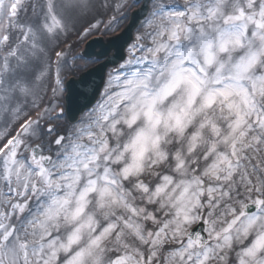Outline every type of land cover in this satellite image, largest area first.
I'll return each mask as SVG.
<instances>
[{"label":"snow or ice","instance_id":"1","mask_svg":"<svg viewBox=\"0 0 264 264\" xmlns=\"http://www.w3.org/2000/svg\"><path fill=\"white\" fill-rule=\"evenodd\" d=\"M129 7L0 0V264H264V0H150L69 88Z\"/></svg>","mask_w":264,"mask_h":264},{"label":"water","instance_id":"2","mask_svg":"<svg viewBox=\"0 0 264 264\" xmlns=\"http://www.w3.org/2000/svg\"><path fill=\"white\" fill-rule=\"evenodd\" d=\"M148 2L149 0H142V3L139 6V8L132 13L129 24L124 28V30L118 36L110 37L106 41H102L101 39H96V38L91 40L88 46L86 47V50L83 52V55L87 58L99 56L100 60L104 61L105 60L104 54H107L109 57H114L117 52L124 49L126 45L130 43V41L132 40L133 29L143 18V16L140 14L139 9L142 7V5ZM109 66H114V65L109 64L108 67ZM108 67H101L100 65H95L94 67H92L95 68V71L89 73L85 78L94 80L96 83H99L101 76L105 75V71ZM79 80H80V74L78 79H70L68 81L67 83L68 87L73 90L79 87ZM66 103L72 105L70 110V115L78 116L79 113L76 111L75 105L72 104L71 98L67 100Z\"/></svg>","mask_w":264,"mask_h":264},{"label":"rangeland","instance_id":"3","mask_svg":"<svg viewBox=\"0 0 264 264\" xmlns=\"http://www.w3.org/2000/svg\"><path fill=\"white\" fill-rule=\"evenodd\" d=\"M130 1V0H129ZM106 18V17H105ZM120 24V23H119ZM141 26V27H140ZM138 28L139 30L142 29V25H140ZM117 29V28H116ZM110 33V32H108ZM136 34V33H135ZM134 34V36H135ZM69 40L74 44V47L73 49L71 50V52L69 53V58H71V56L75 53H79L80 51V48H81V43L82 41H76V38H75V35L69 37ZM77 64L79 65H83L84 67L83 68H76L75 70L73 71H69V70H66L64 73H63V77H64V80L66 81L68 79V77L70 76H75L77 74H79L83 69H85L86 67L90 66L91 65V61L90 60H86V59H78L76 61Z\"/></svg>","mask_w":264,"mask_h":264},{"label":"bare ground","instance_id":"4","mask_svg":"<svg viewBox=\"0 0 264 264\" xmlns=\"http://www.w3.org/2000/svg\"><path fill=\"white\" fill-rule=\"evenodd\" d=\"M128 2H129V0H128ZM133 5H131L130 6V8L132 7ZM129 8V9H130ZM127 13H128V11H127ZM126 19H127V15H126V17L123 19V20H121L120 21V24H119V27H117V29H115V31L114 32H110L108 35L106 34V33H104L103 35H105L103 38V40L104 41H106L108 38H110V37H114V36H118L120 33H121V30H122V28H123V26L126 24ZM143 21V20H142ZM142 21L140 22V24H139V26L140 25H142ZM138 26V27H139ZM137 27V29L135 30V33L139 30V28ZM141 27V26H140ZM140 30H142V29H140ZM134 33V34H135ZM97 33H94L93 34V36H95ZM91 65H92V63H91Z\"/></svg>","mask_w":264,"mask_h":264}]
</instances>
